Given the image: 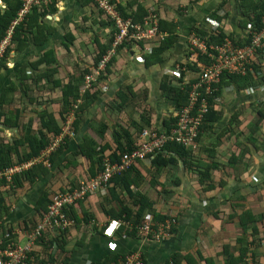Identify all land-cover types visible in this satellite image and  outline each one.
Wrapping results in <instances>:
<instances>
[{
    "label": "crops",
    "instance_id": "1",
    "mask_svg": "<svg viewBox=\"0 0 264 264\" xmlns=\"http://www.w3.org/2000/svg\"><path fill=\"white\" fill-rule=\"evenodd\" d=\"M114 2L126 13L135 12L138 5L146 14L155 13L164 39L133 41L120 48L109 66V74L98 79L88 97L85 95L88 91H84V70L108 47L111 38L110 24L91 0H56L55 10L40 21V25L50 29L44 32V28V36L41 32L40 39L35 40L34 30H29L23 45L10 38L3 56L5 62L0 67V159L11 155L16 162L24 160L32 150L31 141L40 139L41 132L52 136L51 131L42 128L44 121L54 120L61 132L65 121L71 120V135L67 136L68 148L56 157L53 165L45 166L49 168L47 176L33 186L27 185L13 199L9 213L3 217L5 229H26L24 222L37 216L35 207L46 189L77 184L79 187L92 177L98 164L94 162L90 170L83 157L72 158L74 165L59 173L65 158L85 138L97 145H107L103 158L112 159L118 144L128 146L127 136L137 146L143 129L167 132L175 126L176 112L187 100L178 108L176 98L161 86L162 79L167 76L177 83L182 77L189 84L198 77L199 69L198 72L191 69L198 53L190 44L197 28L205 32L206 36L202 37L206 41L218 29L234 44L242 43L239 46L244 45L247 37L249 22H244L248 20L245 13L250 9L243 8L239 0ZM0 5L4 7L2 1ZM170 36L172 43L167 49L161 48ZM137 57L143 62H138ZM259 70L260 74L254 77L256 81L264 76V60ZM75 88L78 93L73 98ZM219 93L211 109L217 110L218 118L202 120L196 148L189 149L194 163L191 170L178 159L176 166L156 171L152 160L161 150L128 167L132 170L130 176H142L140 186L132 185L131 191L156 201L153 206L156 212L174 217L176 225L171 236L151 242L128 235L126 229H119L115 234L116 229L106 232L117 220L104 213L107 206L103 197L107 193L96 192L88 194L81 206L74 207L79 221L65 234L69 242L65 248H58L55 261L94 264L108 256L121 257L139 251L143 264H167L174 254L190 255L193 264H228L231 259L232 264H241L239 256L247 243L253 246L255 263L264 264V115L256 124L259 112H264V84L241 87V82H225ZM94 95L96 98H91ZM124 152H115V159ZM31 158L22 164L36 157ZM123 192L118 191L122 195ZM122 195L119 196L126 203V196ZM130 202L129 199V205L134 206ZM244 211L255 217L258 233L253 238L252 229L243 231L240 226L238 216ZM15 239L18 243L25 241L18 233ZM80 239L76 245L74 242ZM224 246L226 253H223ZM43 251L46 255L48 248Z\"/></svg>",
    "mask_w": 264,
    "mask_h": 264
},
{
    "label": "trees",
    "instance_id": "2",
    "mask_svg": "<svg viewBox=\"0 0 264 264\" xmlns=\"http://www.w3.org/2000/svg\"><path fill=\"white\" fill-rule=\"evenodd\" d=\"M2 1V7L0 5V42L4 39V37L6 36V32L8 30V28L12 27V35L11 37H14V39H16L17 41L20 42V44H25L27 42V34L30 33L29 30H34L32 31L35 36L34 39L35 40H39L40 36L39 33L43 32L44 28L42 25H40V21L43 20V18L45 17L46 14H51L54 10H55V4H56V0H52L48 5L41 7L40 9H37L35 6H32L30 11H28L23 19L20 22H15L18 18V12L21 9V7L23 6V3L21 0H0ZM111 3L114 5L115 9L119 12V14L123 17V18H131L132 21L137 22V21H141L142 18L146 15V12L144 11V9H142V7L140 5H138L137 10H135V12H130V13H126L124 11V8L121 7L120 5L116 4L114 2V0H110ZM197 1V0H195ZM242 7L243 8H249L250 10L247 12V14L245 13L246 17H247V21L244 22V24L248 23L252 25V27L260 28L261 26V20L262 18H264V0H239ZM92 4L94 5V2L91 0ZM96 5H94L95 7ZM96 8V7H95ZM99 11V10H98ZM100 12V11H99ZM100 15L102 16L101 12ZM103 18V16H102ZM107 21V20H106ZM15 22V23H14ZM109 23V21H107ZM45 31H50V29H48L47 27L45 28ZM31 32V34H32ZM44 32L42 34V36H44ZM196 35L197 36H206L205 32H203L202 30H196ZM172 36L169 37V39L167 40V42H164V44H162L161 48H166L167 49V45H170L172 43ZM203 38V37H202ZM209 43H222L225 35L222 33V31L220 29L216 30L215 33L213 34H209V36L207 37ZM206 38V39H207ZM246 42V40H245ZM10 43V42H9ZM41 43V42H40ZM110 43H111V39L109 41L108 47L105 50H102L100 52V54L98 55V57H96L94 63H92V65L87 69L84 70L83 73V79L84 76L87 74H91L94 72V69L97 67L99 61L101 60L102 55L105 54V52L109 49L110 47ZM242 43L236 41L235 45L239 46ZM9 46V45H8ZM8 48V47H7ZM7 50V49H6ZM119 50V49H118ZM117 50V51H118ZM6 52V51H5ZM117 54V52H116ZM115 54V55H116ZM197 55V62L195 64H193L191 67V69H193L194 71L198 72V66L199 64L201 65L202 62H204V59L202 58V56L198 53ZM5 57V56H4ZM113 56L110 60V62L107 64V67L100 73L99 77L97 78V80L89 87V88H85V95L88 97L89 94V90H91V88L95 85V83L98 81V79H103L102 77L105 75L106 73L109 74V66H112V62L114 60ZM5 60L2 57L0 59V67L4 64ZM196 64H198L196 66ZM200 67V66H199ZM258 69V68H255ZM259 74H260V70H259ZM261 80L258 79L256 81V79L254 80V78L247 74L244 77L241 76H228V75H223L221 77L220 82L217 84L216 86V91L213 94V97L218 96L220 93V88L222 87V83L225 82H241V87H246V86H251V85H263L264 84V76L262 75ZM226 79V80H224ZM229 79V80H228ZM162 84L161 86L163 88L167 89V92L170 93L172 95V97L176 98L177 101V107L180 108L183 106L184 103H186L187 100V93H188V89H189V85L186 84L184 85V82L182 81V77L181 79L177 80V83H173L169 77L165 76L162 79ZM73 98L77 97V93L78 90L75 88V90L73 91ZM71 95V94H70ZM97 96V95H96ZM96 96L94 95L93 99L96 98ZM67 103V102H66ZM69 105V102H68ZM185 105V104H184ZM217 110H211L209 112V114H207L205 116V120L206 121H212L213 119H217L218 118V113H216ZM216 114V116H215ZM264 112H259V118H257L256 120V124H259L262 120L261 117H263ZM48 121V120H47ZM47 121H44L42 124V128L47 132V131H51L52 136L47 137V134L45 135V133H40V139H36L31 141V145H32V150L30 152L29 155L24 156V160L20 159L18 162L13 160V156H7V157H1L0 159V170L4 169V168H8L10 167H14V166H19L22 165V162L30 160V158L33 156L34 157H39L40 156V151L42 149H45L46 147H48L49 145H51V143H53V141L55 140V137L60 133V128L58 127L57 123L54 120H49V122L47 123ZM257 126V125H255ZM125 134H127L125 132ZM252 134H254V130L252 129ZM114 138L118 139V135L117 133H114ZM127 138H129V142H128V146L123 147L121 145H117L116 146V150L113 151L112 157L114 158H109L111 161H117L119 159H115L117 158L115 152L120 151V152H124L125 150H131L136 146V142H134L132 140V138L130 136H127ZM118 142V141H117ZM251 143H253V141L251 140ZM69 146V137L65 136L64 138H62V140L60 141L59 145L57 147L54 148V150L48 155V158L46 159V163H32L35 164L32 167H29L28 169H24L22 171H20L19 173H15L10 182H7L5 179L0 180V236L4 237V241L7 242L9 239V237H12L13 234L11 232H13V229H5L4 227H2V221H3V217L6 216L9 211H10V207L12 205V201L14 198H17L19 195V191L22 189H27L28 186H33L34 183H36L38 180L43 179L44 177L47 176L48 172H49V168L45 167L47 166V164L49 165H53L54 164V160L56 159V157H58L60 154L63 153L64 150H66ZM107 145H97L93 140H91L90 138H85L84 142L78 147L77 150L73 151L70 153L69 157H66L62 166L59 168V173L66 167H69L71 165H74V159L75 157H83L88 163H89V168L90 170H93V165L94 162H96L98 165L97 170L94 172H92L91 176H95L96 172H100L102 169V159L103 156H105V152L107 153ZM39 154V155H38ZM32 159V158H31ZM115 159V160H113ZM181 159L183 160L184 164L186 165L188 170H191L194 163H193V157L191 155V152H189V150H186L184 147H182L181 145H178L176 143H169L167 144L164 149H162L158 154H156V156L153 158L152 160V164L153 166L156 168V171H162L166 166H176L177 165V160ZM49 161V162H48ZM32 162V160H31ZM17 163V164H16ZM15 164V165H13ZM13 165V166H11ZM31 166V165H30ZM126 168L123 172L116 174L114 176H112V178L110 179V181L108 182V185L105 189V193L104 195H106V197H103V202H105V206H107L106 209H104V213L106 215H110L111 218L117 220V223H119L118 227H116L114 234L117 233L119 231V229H126V231H128V235H135V232L133 230H131V232L129 231V223L131 225H135L137 223L140 222V220H142L143 216L145 213H150L153 217V220L162 222L164 221V219H166L168 216H165V214H160L158 212H156L153 209V206L155 205V202L151 199H149L147 196H145L144 194H141L140 192H132L130 187L133 185L135 188H138L140 186V181L142 180V176L136 175V176H130V169ZM1 172V171H0ZM57 173V177H60V174ZM205 172H201V175H204ZM136 174H138L136 172ZM57 179V178H55ZM58 180V179H57ZM110 184H112V187L109 186ZM28 185V186H27ZM78 185V184H77ZM76 185V186H77ZM76 186H68V187H59V188H48L46 189L41 195L40 198L37 201L36 207H35V211L37 213V216H35L33 219H31L30 221H25L24 222V228H26L25 230H31L33 229L42 219L43 215L47 212L48 209V205L51 202V198L53 197V195L55 194H60V193H64L65 190H68L69 192L74 191L76 188ZM119 190L124 191L123 195L118 193ZM99 192V191H98ZM96 193V192H95ZM119 195L122 196H126V203H123V199L120 198ZM87 195H85L83 198L76 200L75 202H73L72 204L66 206L63 210V213L65 214V216L67 217L68 220H70L72 223L70 226H68L63 232L62 234L59 236V239L57 238H53L51 236L46 237L45 241L41 240V241H36L35 242V249L33 251V255L37 256L36 260L39 264H46L48 262L50 263H60L63 264V261L61 260H54V255L57 253L56 250H54L53 252H50V247L53 244H56L57 248L63 246V248H65V246L68 244L69 240L68 238L64 237L65 234L67 233L68 230H70L72 227L75 226V224L78 223L79 219V214L74 210V207L77 205H82L83 202L87 199ZM129 199L131 200L130 203H132L134 206H130L129 205ZM115 203V206H113L112 203ZM79 206V207H80ZM133 207H137L136 211L133 210ZM85 214H83V216L81 215V218H84ZM239 222H240V226L242 227L243 231H247L249 229L251 230V237L253 238V234L258 233L257 228L254 226L255 221V217L251 212L248 211H244L243 213H241L238 216ZM72 226V227H71ZM22 228V227H21ZM261 239V238H260ZM25 240V239H24ZM81 242V239L78 241H75L74 243L76 245H79ZM39 248V249H38ZM48 248L47 254L45 255V252L43 250H46ZM246 248H243L241 250V254H240V263L243 264V256L246 252ZM227 251V247H223V253H226ZM39 252H43V255ZM129 254V253H128ZM126 255V254H125ZM44 256V257H43ZM118 256V258H117ZM117 256H108L106 258H104L102 261H98L96 264H109L111 262H114L115 260L123 257H119V255ZM170 261L173 262V264H193V260L190 257V255H180V254H174L171 256ZM232 262H234V260L232 261V259L228 262V264H232ZM169 262H167L168 264ZM207 263H209V261L207 260Z\"/></svg>",
    "mask_w": 264,
    "mask_h": 264
},
{
    "label": "built area",
    "instance_id": "3",
    "mask_svg": "<svg viewBox=\"0 0 264 264\" xmlns=\"http://www.w3.org/2000/svg\"><path fill=\"white\" fill-rule=\"evenodd\" d=\"M23 8L19 16L26 13L29 8L35 6L40 9L48 5L52 0H21ZM97 7L111 21V43L107 53L99 62V69H103L116 54L117 49L133 41H150L158 38L164 39V34L159 32L158 16L153 12L147 13L141 22H133L131 19H124L117 12L110 0H93ZM15 23V22H14ZM246 42L242 46L234 44L233 40L226 37L222 43L211 44L201 36L192 35L190 44L192 49L199 53L204 62L201 63L198 77L194 82L189 83L187 93V104L176 112V123L167 132H156L143 129L138 137L136 148L119 155L117 161L105 158L102 161V169L88 182L83 183L78 189L53 196L48 205L47 212L40 222L31 230H18L16 233L25 239L24 244L16 240L4 241L0 237V264H39L37 256L33 255L35 242L44 240L46 237L58 238L62 232L70 225L69 220L63 213L66 206L76 200L83 198L87 194L95 192L105 193V189L112 176L123 172L136 161H143L147 155L160 151L167 143H176L186 150L196 148V139L200 132L202 120L206 114L215 107L213 97L216 86L223 75L241 76L247 74L253 78L259 75V68L263 67L264 60V18L261 20L260 28L247 25ZM10 34V30L8 32ZM7 41H3V48ZM2 48L0 47V55ZM138 62H143L141 57H137ZM258 68V69H255ZM89 77H86L88 80ZM71 135V120L65 121L60 134L49 145L40 158L46 157L55 147H57L65 136ZM20 165L10 167L0 173V179L11 181L12 176L28 166ZM119 223L113 222L106 232H110L118 227ZM176 225L174 217L168 216L164 221H154L150 213H145L142 220L135 225L129 223V231L133 230L135 236L151 242H160L171 236V230ZM58 249L56 244L50 247V252ZM243 264H256L253 252L247 249L243 256ZM53 264V263H46ZM55 264V263H54ZM60 264V263H57ZM109 264H143L139 251L124 255ZM168 264H173L169 261Z\"/></svg>",
    "mask_w": 264,
    "mask_h": 264
},
{
    "label": "bare ground",
    "instance_id": "4",
    "mask_svg": "<svg viewBox=\"0 0 264 264\" xmlns=\"http://www.w3.org/2000/svg\"><path fill=\"white\" fill-rule=\"evenodd\" d=\"M93 1V0H92ZM94 2V1H93ZM94 5H96L95 3H94ZM96 7V9L97 10H99L100 12H101V14H102V16H103V18L105 19V20H107V21H109V24H110V27L112 28V26H111V21L110 20H108L107 19V17L103 14V12L97 7V5L95 6ZM22 8H23V6L21 7V9L19 10V12H18V18H17V20L15 21V22H20L22 19H23V17H24V15L28 12V11H30V9L31 8H29L28 9V11L26 12V13H23L22 15H20L19 16V13H20V11L22 10ZM118 12V11H117ZM119 13V12H118ZM123 18V17H122ZM124 19H129V18H124ZM9 30H10V34H8V32H9ZM12 32H13V30H12V27H10V28H8V30H7V32H6V36L4 37V39L0 42V47L2 48V52H1V55H0V59L4 56V54H5V51H6V49H7V47H8V45H9V42H10V38H11V35H12ZM112 34V30H111V33H110V35ZM111 39V38H110ZM4 40H6L7 41V44L4 46V48H3V41ZM123 46H125V45H122V46H120L118 49H120V48H122ZM117 49V50H118ZM107 53V51L105 52V54ZM104 54V55H105ZM104 55H102V57L104 56ZM115 56V55H114ZM102 57H101V59H102ZM100 62V61H99ZM109 63V62H108ZM107 63V64H108ZM107 64L105 65V67L101 70V69H99L98 67V65H99V63H98V65H97V67L94 69V72L93 73H91V74H87V75H85L84 76V85H85V88H89L96 80H97V78L99 77V75H100V73L107 67ZM86 77H89V79L88 80H86ZM85 88H84V91H85ZM32 163H46V157H43V158H40V157H36L32 162H30V163H28L29 165L28 166H30ZM23 165V164H22ZM24 165H27V164H24ZM20 166V165H19ZM27 166V167H28ZM26 167V168H27ZM8 168H10V167H8ZM8 168H6V169H8ZM26 168H24V169H26ZM5 169V170H6ZM24 169H21L20 171H22V170H24ZM4 171V170H3ZM3 171H1L0 173H2ZM19 171V172H20ZM19 172H17V173H19ZM92 178V177H91ZM91 178H89V179H91ZM2 179H4V178H1L0 180H2ZM89 181V180H88ZM87 181V182H88ZM86 183V182H85ZM81 186V185H80ZM79 186V187H80ZM78 187V188H79ZM78 188H76V189H78ZM75 189V190H76ZM64 193H69V191H65ZM60 194H63V193H60ZM56 195H59V194H55V195H53V196H56ZM84 197V196H83ZM52 199V198H51ZM69 222H70V225H71V221L69 220ZM69 225V226H70ZM23 228H20V227H18V228H16V229H13L14 231L13 232H11L12 234H13V236L12 237H9L8 239L9 240H16L15 239V237H16V235H17V233H16V231H18V230H22ZM25 230V229H24ZM1 237V236H0ZM3 238V237H2ZM20 244H24L25 243V241L24 242H19ZM112 263V262H111ZM94 264H96V263H94Z\"/></svg>",
    "mask_w": 264,
    "mask_h": 264
},
{
    "label": "rangeland",
    "instance_id": "5",
    "mask_svg": "<svg viewBox=\"0 0 264 264\" xmlns=\"http://www.w3.org/2000/svg\"><path fill=\"white\" fill-rule=\"evenodd\" d=\"M185 84H187V83H184V85ZM247 236V232L245 233V237ZM258 240V239H257ZM200 241H202V240H200ZM200 241H199V243H200ZM264 241V240H263ZM251 242H253V241H251ZM201 247L203 246V243H202V245L201 244H199ZM244 247L246 248V249H251L253 246L251 245V244H247V243H245L244 244Z\"/></svg>",
    "mask_w": 264,
    "mask_h": 264
}]
</instances>
